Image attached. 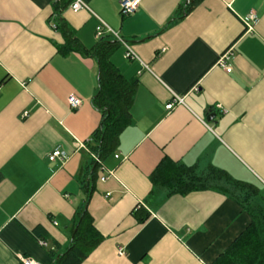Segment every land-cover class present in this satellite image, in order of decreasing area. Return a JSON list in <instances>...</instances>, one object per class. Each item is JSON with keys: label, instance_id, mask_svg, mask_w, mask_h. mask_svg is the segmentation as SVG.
I'll return each instance as SVG.
<instances>
[{"label": "crops", "instance_id": "0c3cea01", "mask_svg": "<svg viewBox=\"0 0 264 264\" xmlns=\"http://www.w3.org/2000/svg\"><path fill=\"white\" fill-rule=\"evenodd\" d=\"M83 1L87 9L69 5L61 14L81 45L96 46L105 23L140 60L127 59L122 43L112 57L139 87L119 158L105 162L113 175L102 182L99 171L89 203L104 240L82 264H214L249 227L247 209L213 188L169 195L151 175L169 158L264 190V0H141L130 16L122 15V0ZM59 2L0 0V264H21L17 255L55 264L51 253L70 246L85 199L80 178L91 157L79 146L101 124L93 104L99 67L88 53L62 49ZM252 13L258 21L249 28ZM229 50L231 73L219 65ZM71 96L80 108L71 109ZM175 96L184 103L167 110ZM57 148L69 154L65 164L49 160ZM138 209L150 213L144 223Z\"/></svg>", "mask_w": 264, "mask_h": 264}, {"label": "trees", "instance_id": "16d2710c", "mask_svg": "<svg viewBox=\"0 0 264 264\" xmlns=\"http://www.w3.org/2000/svg\"><path fill=\"white\" fill-rule=\"evenodd\" d=\"M73 0H62L54 8L55 28L65 38L62 48L90 54L98 62L99 86L93 99L94 106L101 112V124L86 142V150L91 157L87 170L80 178L85 195L71 221L72 241L66 252L58 255L52 251L55 264H82L89 254L104 240L94 224L89 212V203L96 191L100 165L115 155L120 145L122 133L133 122L132 108L139 87L136 79H129L112 62L113 55L121 47V42L106 36L92 49H85L74 32L63 21L61 14ZM184 8V9H183ZM193 9V5L181 6L177 15L182 18ZM96 156L100 163L94 159ZM154 187L166 189L169 195H187L210 188L229 194L243 205L250 214L249 227L216 260L214 264H264V190L232 178L226 171L211 168L204 174H197L195 167L163 159L151 175ZM260 201L257 203L256 201ZM135 218L144 223L150 216L148 211L138 209ZM37 239H43L40 227L34 230ZM45 240V239H44Z\"/></svg>", "mask_w": 264, "mask_h": 264}, {"label": "built area", "instance_id": "2783aa9c", "mask_svg": "<svg viewBox=\"0 0 264 264\" xmlns=\"http://www.w3.org/2000/svg\"><path fill=\"white\" fill-rule=\"evenodd\" d=\"M59 1L60 0H57V2H59ZM140 5H141V0H122L120 3L121 13L123 16L133 15L139 9ZM70 8L73 11L78 12V11L87 9L88 6L83 0H73V2L70 5ZM257 21H258V19H257L256 15H254L252 13L245 20V24L247 27L251 28V27H253V25H255L257 23ZM110 34L113 35L114 37H116V39L124 45V47L126 49V58L127 59H129V60H140L139 57L137 56V54L131 48V46L128 43H126L125 41H123L105 23H101L96 29V35H97L98 40H101L102 38L106 37V35H110ZM232 56H233V52L231 50H229L219 59V65L222 68H224L227 73H231L233 71V67L229 63ZM183 103H184L183 98H181L179 96H175L174 99L172 100V102L169 103L166 106V108H167V110H173L176 105H182ZM69 104L71 106V109H78L81 107L82 103L76 96H71L69 98ZM29 114H30L29 111H25L21 115V118L26 119L29 117ZM86 147H87L86 143H82L79 146L80 149H84V150L87 149ZM115 157L119 158V155L116 154ZM68 158H69V154L60 148L53 150L49 155V160L51 162H59L61 164H65V162H67ZM94 159L97 161V163L98 162L100 163V160L96 156H94ZM99 171L102 174V177L100 178V181H102V182L107 181L113 175V173L111 171H109L107 169V167L104 165H100ZM40 245L43 247H49L48 243L45 241H40ZM119 254L121 256H123L125 254V251L122 248H120ZM17 258L19 259L21 264H40L37 261H35L31 258L22 256V255H17Z\"/></svg>", "mask_w": 264, "mask_h": 264}, {"label": "water", "instance_id": "95a60500", "mask_svg": "<svg viewBox=\"0 0 264 264\" xmlns=\"http://www.w3.org/2000/svg\"><path fill=\"white\" fill-rule=\"evenodd\" d=\"M194 0L189 1V3H193ZM215 117V115H210L207 117V122H211V120Z\"/></svg>", "mask_w": 264, "mask_h": 264}, {"label": "rangeland", "instance_id": "374dc122", "mask_svg": "<svg viewBox=\"0 0 264 264\" xmlns=\"http://www.w3.org/2000/svg\"><path fill=\"white\" fill-rule=\"evenodd\" d=\"M259 201V200H258ZM260 202V201H259Z\"/></svg>", "mask_w": 264, "mask_h": 264}]
</instances>
